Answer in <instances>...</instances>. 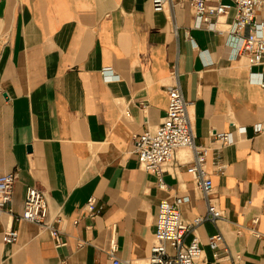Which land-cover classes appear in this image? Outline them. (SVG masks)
Returning <instances> with one entry per match:
<instances>
[{"label":"crops","instance_id":"1","mask_svg":"<svg viewBox=\"0 0 264 264\" xmlns=\"http://www.w3.org/2000/svg\"><path fill=\"white\" fill-rule=\"evenodd\" d=\"M173 3L158 12L152 0H0V175H17L12 213L0 220V264H114V240L117 258L148 264L163 200L183 199L190 222L207 214L188 171L191 149L178 150L164 188L134 152L137 136L167 114L175 62L225 216L194 232L202 264H264V62L251 66L227 34L198 27L190 0ZM235 15L234 6L217 26ZM29 186L62 217L63 246L39 225L14 221ZM10 228L19 231L13 244L4 241Z\"/></svg>","mask_w":264,"mask_h":264},{"label":"built area","instance_id":"2","mask_svg":"<svg viewBox=\"0 0 264 264\" xmlns=\"http://www.w3.org/2000/svg\"><path fill=\"white\" fill-rule=\"evenodd\" d=\"M174 0H152L155 11H164L173 5ZM236 8L235 19L232 23H226L227 28H219L217 25L222 18H226L233 5L223 3L222 0H190L193 7L198 27L215 30L221 34H227L230 44L234 46L236 55H245L251 66H258L264 62V19L259 16V9L263 0H232ZM174 29L177 25L174 22ZM112 71V67L103 68V72ZM174 84L168 88L169 104L167 114L163 122L156 130L142 132L134 142V152L139 156L142 168L155 172L158 176L159 186L164 188L166 183L163 176L168 166L176 159L179 149L189 148L194 157L188 171L194 176L196 185L202 190L208 202L206 215H199L193 221L184 218L181 210L183 199L175 202L163 200L160 204V212L157 222L154 244L148 264H202L204 251L199 237L194 233L196 228L211 221L217 223L222 220L224 212L212 199L214 182L207 170L209 148L196 142L192 120L189 112V103L184 97L181 84L178 62L172 65ZM264 87V82L262 83ZM263 126L257 127V132H262ZM214 137L224 144L234 141L232 133H217ZM218 171L224 174L226 166L217 165ZM17 179L16 173L0 175V220L6 212L12 213L8 204L12 200L14 185ZM94 206L96 199L91 197L88 202ZM102 209V208H101ZM100 212V211H99ZM91 215H94L92 212ZM14 221L31 222L48 230L55 240L56 246L65 244L63 231L60 224L62 217H51L47 194L44 190L35 186H29L22 214H14ZM256 221V219H255ZM193 235L188 241V238ZM19 239V231L14 228L7 229L4 233V241L13 244ZM223 240L221 234L210 238V245L217 249L218 242ZM117 242L113 241L111 255L114 264H133L130 260H121L115 256Z\"/></svg>","mask_w":264,"mask_h":264}]
</instances>
